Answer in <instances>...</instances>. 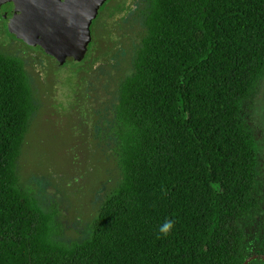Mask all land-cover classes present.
I'll list each match as a JSON object with an SVG mask.
<instances>
[{"label": "trees", "instance_id": "1", "mask_svg": "<svg viewBox=\"0 0 264 264\" xmlns=\"http://www.w3.org/2000/svg\"><path fill=\"white\" fill-rule=\"evenodd\" d=\"M141 19L140 42L125 51L131 73L110 107L73 119L75 134L95 132L120 173L85 218L23 180L46 80L0 53V264H242L264 255V0H148Z\"/></svg>", "mask_w": 264, "mask_h": 264}, {"label": "rangeland", "instance_id": "2", "mask_svg": "<svg viewBox=\"0 0 264 264\" xmlns=\"http://www.w3.org/2000/svg\"><path fill=\"white\" fill-rule=\"evenodd\" d=\"M121 16V13L106 16L105 31L98 26L99 33L105 36L101 43L107 46L102 52V60L87 65L84 67L86 71L83 69L77 74L80 100L87 101L97 112L103 110V114L115 99L120 78L130 74L132 69V54L122 55V52L118 51V46L127 48L133 43L140 42L142 27L139 14L136 13L127 20L120 18ZM111 31L114 34L112 37L109 36ZM7 38L14 41L10 37ZM115 41L118 43L115 44ZM23 48L26 49L24 46ZM0 51L25 59L28 72L37 79L43 77L46 80L39 84L42 108L26 137L20 159L23 180L42 188L46 186L45 197L66 200L70 218L73 219L74 216L85 218V215L95 210L103 188L113 186L118 181L120 173L112 152L99 142L95 132L75 134L73 119L76 111L61 113L58 111L60 108L57 109V105H63L69 96L68 82L79 72V65L68 70L53 69L50 61L27 53L15 45L4 46L0 43ZM105 56H114L115 63L103 68L99 66L95 71L94 66L106 60ZM52 70L56 76L59 72L57 83H53ZM81 91H84L83 96ZM85 95L87 98H83ZM52 97L55 101L51 100ZM257 106L258 118L264 122V82L257 98ZM108 112L110 113V110ZM44 179L47 182H44ZM66 238L72 240L77 236L70 232Z\"/></svg>", "mask_w": 264, "mask_h": 264}, {"label": "water", "instance_id": "3", "mask_svg": "<svg viewBox=\"0 0 264 264\" xmlns=\"http://www.w3.org/2000/svg\"><path fill=\"white\" fill-rule=\"evenodd\" d=\"M108 0H11L5 16L18 39L55 58L61 66L81 63L91 45V25ZM264 255L253 254L242 264Z\"/></svg>", "mask_w": 264, "mask_h": 264}, {"label": "flooded vegetation", "instance_id": "4", "mask_svg": "<svg viewBox=\"0 0 264 264\" xmlns=\"http://www.w3.org/2000/svg\"><path fill=\"white\" fill-rule=\"evenodd\" d=\"M147 2H148V0H108L100 8L97 17L93 20L92 25H91V45H90L89 51L86 54L85 59L81 63H77L74 65V66L79 65L80 69H79V72L75 74L74 78H72L68 82L70 94H69L68 98L66 99V101L63 105H60V104L57 105V109L60 108V109H58L59 112L69 113V112L74 110V111H76V114H77L79 112V109L91 106L89 103H87V101L82 102L78 96V91H80V90H78V85H77V82H78V75L77 74L82 72L84 67H86L87 65L90 66L92 64L97 63V61L99 59L102 60L101 59L102 55H103L102 52H103V50H106L107 46L105 44L101 43V39L102 38L105 39V36H103V34L99 33L100 30H99L98 26L102 27V31L106 30L105 29V28H107V27H105L106 23L104 22L105 17L106 16L107 17L113 16L116 13H121L122 16L120 18H123V19L125 18L127 20L131 16L134 17V15L137 13V14H139V17L141 19V11L147 6ZM13 8H14L13 2H11V0H0V43H3L4 46H14L15 45V46H17V48L23 49L27 53H30L32 55H38L41 58L43 57L42 59L48 60L51 62L50 64L53 65V69L55 68V69H59V70H61V69L68 70V69L74 67V66H69V67L61 66L55 58L45 54L44 52H42L41 50H39L36 47L28 45L23 40L18 39L16 37V35L12 34L9 30L8 23H7V20L5 19V16L8 13H10ZM123 19H121V20H123ZM141 21H142V19H141ZM141 21H140V24H141ZM106 33H107V31H106ZM113 35L114 34L111 31L109 36L112 37ZM7 37L12 38V40H14V41H9L8 40L9 38H7ZM18 43H19V45H17ZM105 43H106V41H105ZM117 43H118V41L117 42L115 41V44H117ZM22 45L26 49H24ZM131 45L127 48H124L123 46L119 45L118 51L122 52V55H124L125 51L130 50ZM0 53H2L4 55L12 56V55L7 54L3 51H0ZM117 54H121V53H117ZM125 55H126V53H125ZM117 56H120V55H117ZM12 57H16L18 59H21L25 63V68H26L27 61L25 59H23L21 57H17V56H12ZM105 58H106V60L100 61V63H98L97 65L94 66L95 71L99 69V66L101 68H103V67L111 66L115 63L114 62V60H115L114 56L113 57L105 56ZM84 71H86V69H84ZM58 75H59V72H58ZM58 75H57V78H59ZM83 95H84V91L82 92V96ZM83 98H87V96L85 95V97H83ZM80 101L82 102L81 105H80ZM62 108H64V110H62Z\"/></svg>", "mask_w": 264, "mask_h": 264}, {"label": "clouds", "instance_id": "5", "mask_svg": "<svg viewBox=\"0 0 264 264\" xmlns=\"http://www.w3.org/2000/svg\"><path fill=\"white\" fill-rule=\"evenodd\" d=\"M173 226H174L173 221L168 220L160 228V232L166 236L169 233V231L173 228Z\"/></svg>", "mask_w": 264, "mask_h": 264}]
</instances>
